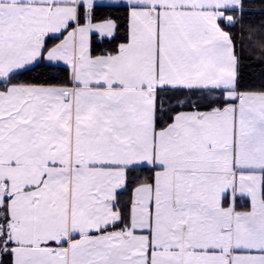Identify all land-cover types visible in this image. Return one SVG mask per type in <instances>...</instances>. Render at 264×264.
I'll use <instances>...</instances> for the list:
<instances>
[{"label": "snow or ice", "instance_id": "obj_1", "mask_svg": "<svg viewBox=\"0 0 264 264\" xmlns=\"http://www.w3.org/2000/svg\"><path fill=\"white\" fill-rule=\"evenodd\" d=\"M0 264H264V0H0Z\"/></svg>", "mask_w": 264, "mask_h": 264}]
</instances>
